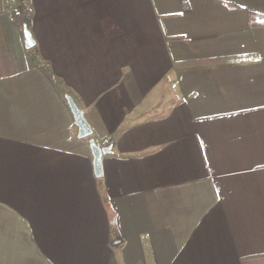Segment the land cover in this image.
I'll return each instance as SVG.
<instances>
[{
	"label": "crops",
	"instance_id": "0c3cea01",
	"mask_svg": "<svg viewBox=\"0 0 264 264\" xmlns=\"http://www.w3.org/2000/svg\"><path fill=\"white\" fill-rule=\"evenodd\" d=\"M249 12L264 0H0V264H264ZM67 97L110 140L101 177Z\"/></svg>",
	"mask_w": 264,
	"mask_h": 264
},
{
	"label": "water",
	"instance_id": "95a60500",
	"mask_svg": "<svg viewBox=\"0 0 264 264\" xmlns=\"http://www.w3.org/2000/svg\"><path fill=\"white\" fill-rule=\"evenodd\" d=\"M23 35H24L26 48L33 47L35 41L31 35V32L26 26H23ZM67 102L69 104L70 110L75 120V124L78 127V136L80 138H85L89 146L92 155L94 175L95 177H101L102 175L101 158L103 154L108 153L110 151L111 146L100 147L99 145H97L95 143L94 137L92 136V130L83 116L82 110L77 107V105L75 104V102L71 97H67Z\"/></svg>",
	"mask_w": 264,
	"mask_h": 264
},
{
	"label": "trees",
	"instance_id": "16d2710c",
	"mask_svg": "<svg viewBox=\"0 0 264 264\" xmlns=\"http://www.w3.org/2000/svg\"><path fill=\"white\" fill-rule=\"evenodd\" d=\"M20 8L21 14L17 17V21L21 26H26L29 29L31 24L29 9L23 4ZM249 23L252 27L264 25V14L249 12Z\"/></svg>",
	"mask_w": 264,
	"mask_h": 264
},
{
	"label": "built area",
	"instance_id": "2783aa9c",
	"mask_svg": "<svg viewBox=\"0 0 264 264\" xmlns=\"http://www.w3.org/2000/svg\"><path fill=\"white\" fill-rule=\"evenodd\" d=\"M21 14V8L19 7H16V8H13L12 10H9L7 12V16L9 18V20L11 21H15L16 18ZM95 143L97 145H99L100 147H103V146H109L110 145V140L108 138H104V139H95Z\"/></svg>",
	"mask_w": 264,
	"mask_h": 264
}]
</instances>
